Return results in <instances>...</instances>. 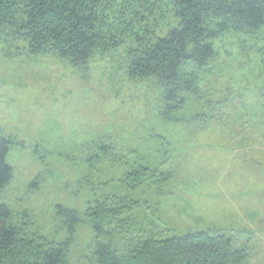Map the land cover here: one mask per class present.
I'll return each instance as SVG.
<instances>
[{
    "label": "rangeland",
    "instance_id": "1",
    "mask_svg": "<svg viewBox=\"0 0 264 264\" xmlns=\"http://www.w3.org/2000/svg\"><path fill=\"white\" fill-rule=\"evenodd\" d=\"M145 2L138 36L159 37L176 25L165 0ZM129 37L117 50L75 66L53 54H30L10 31L0 36V139L15 141L7 156L14 177L0 204L11 208L15 222H27L30 234L54 244L69 239L58 210L79 211L71 259L87 264L98 238L87 216L90 190L105 179L99 169L89 172L86 159L101 142L112 143L159 164L163 179L131 189L135 182L123 185L124 170L113 169L110 157L99 163L116 175L110 189L139 204L125 218L130 226L120 231L118 248L129 235L166 239L218 229L235 248L247 249L244 264H264V31L219 39L201 82L210 108L196 113L192 105L173 112L172 120L158 114L153 80L126 76L129 51L137 48ZM202 113L203 122L185 123Z\"/></svg>",
    "mask_w": 264,
    "mask_h": 264
},
{
    "label": "trees",
    "instance_id": "2",
    "mask_svg": "<svg viewBox=\"0 0 264 264\" xmlns=\"http://www.w3.org/2000/svg\"><path fill=\"white\" fill-rule=\"evenodd\" d=\"M165 4L176 25L165 35L152 38L147 32L141 38L136 32L137 13L139 7H146L145 0H0V36L10 31L28 43L34 56L53 54L81 66L99 52L117 50L133 35L128 40L136 41L137 48L129 51L125 74L130 81L153 80L161 104L158 114L172 120L173 112L192 105L196 113L210 108L201 93V82L217 54L216 42L229 34L264 31V0H165ZM148 37L152 40L146 41ZM262 58L264 61V54ZM204 114L191 116L185 123L203 122L200 117ZM14 143L11 138L0 139V192L14 177L7 162ZM109 157L113 169L124 170L123 185L135 182L131 189L145 180L163 181L157 176L159 164L139 159L137 151L105 142L97 146L86 163L89 172L99 169L105 181L90 190L87 216L98 238L87 264H244L247 249L235 248L228 233L218 229L166 239L146 233L129 235L118 248L120 231L130 226L125 218L131 206L139 204L120 194L118 188L110 189L116 175L102 172L99 166L108 163ZM57 215L69 233L61 244L30 234L27 222H15L11 208L1 203L0 264H72L70 248L82 217L79 211L65 207Z\"/></svg>",
    "mask_w": 264,
    "mask_h": 264
}]
</instances>
